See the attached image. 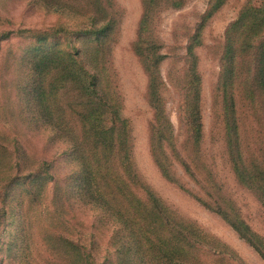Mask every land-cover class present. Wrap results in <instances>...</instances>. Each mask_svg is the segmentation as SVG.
<instances>
[{
	"label": "trees",
	"instance_id": "1",
	"mask_svg": "<svg viewBox=\"0 0 264 264\" xmlns=\"http://www.w3.org/2000/svg\"><path fill=\"white\" fill-rule=\"evenodd\" d=\"M39 1L49 9L80 15L91 24V28L82 30L89 37L82 50L69 51L59 45L43 55L34 56L27 65H22L23 69L31 72V77L20 92V118L25 111L37 115L42 122L29 123L34 130L45 126L55 132L54 137L64 138L70 146L65 156H72L76 168L66 177L58 179V158L48 159L46 148L43 153L36 154L26 148L20 137L15 135L11 138L12 133L16 132L15 126H11L13 131L0 126V183L6 181V185L0 188V256L3 253L1 226L7 215L5 209L9 198L18 193L19 207L22 209L19 214L23 224L18 234H26L27 239L33 230V226L28 224L34 222L33 216H30L32 207H42L45 190L51 182V190L47 195L51 193L58 215L77 196L82 203L91 205L118 224L119 230L111 241L115 247L116 264H202L200 257L205 251L203 246L217 255L228 253L226 245L203 236L195 223L179 215L141 180L133 160L131 126L122 115L120 95L112 90L111 75L107 68L113 37L119 32L120 12L115 0ZM213 2L206 20L222 8L225 0L215 5ZM142 3L144 16L134 52L142 59L149 78V103L155 111L151 133L155 164L165 179L180 186L181 179L176 166L181 168L184 175L198 185L200 193L189 191L182 182L181 187L206 209L220 216L264 259V239L253 231L241 217L234 202L215 184L211 171L201 158L204 124L201 78L195 51L202 45L200 37L204 23L192 38L185 58L186 139L180 147L162 95L164 82L160 68L167 56L160 53L161 43L152 34L150 25L165 7L180 10L185 0H143ZM3 37L8 39L9 34L5 33ZM38 40L46 41V37L38 35ZM219 53L220 74L216 97L226 120L224 143L228 163L238 185L252 192L264 207V147L256 152L251 150L250 144L257 143L252 140L248 142L245 138L247 134L243 131L240 115L244 107H254L251 113L259 121L258 138L262 141L264 0L261 5L250 1L242 8L238 19L228 27ZM13 157H16L14 162ZM6 167L14 172L13 176L4 175ZM64 181H67L66 185ZM73 182H78L77 191L74 190ZM47 216L50 217V213ZM57 222L61 221L49 219L45 227ZM43 232L49 246L58 245L56 249L61 253L59 257L69 254L74 264H97L94 254L89 251L84 253L74 241L61 234ZM147 235L151 236L147 239L150 244L146 243ZM25 239L17 238L18 242ZM15 245L7 247L8 259L15 258L12 257ZM54 263L46 260L36 263L34 259L28 262Z\"/></svg>",
	"mask_w": 264,
	"mask_h": 264
},
{
	"label": "rangeland",
	"instance_id": "2",
	"mask_svg": "<svg viewBox=\"0 0 264 264\" xmlns=\"http://www.w3.org/2000/svg\"><path fill=\"white\" fill-rule=\"evenodd\" d=\"M218 1L222 0H185L182 9L165 7L163 12L154 18L150 29L161 43L160 53L167 56L160 68L164 82L162 95L169 119L175 129L178 146L181 147L186 139L185 58L187 48L193 42L192 38L204 23L200 37L202 45L195 51L201 78V111L204 124L201 158L205 167L211 171L215 184L234 202L241 217L253 231L264 239V207L252 192L236 182L225 151L226 120L222 115L221 103H218L216 97L220 74L218 58L220 53H217L220 46L224 45L227 29L238 19L242 8L248 2L261 5L262 0H225L222 8L206 20L212 2L215 5ZM142 2L143 0H115L120 12L119 32L113 37L107 67L113 84L112 90L120 95L122 115L131 126L133 160L141 180L179 215L195 223L203 236L206 235L226 245L228 253L221 255L214 254L210 248L203 246L205 251L200 257L202 264H264V259L220 216L206 209L191 196L190 192L181 187L184 184L189 191L200 193L198 185L189 180L181 168L176 166L183 183L180 182V186L165 179L155 164L151 145L155 111L149 103V78L142 59L134 52L140 22L144 16ZM86 28H91L86 18L67 11L49 9L39 0H0V126L11 131H13L11 126H15L16 132L12 133L11 138L15 135L20 137L26 148L32 149L36 154L43 153V149L46 148L48 159L58 158L57 178L60 180L75 170L76 163L72 156H65L70 151V146L64 138L54 137L55 132L45 126L34 130L35 128L29 124L42 122L37 115L25 111L20 118L19 106L22 97L20 92L31 77V72L23 69L22 65H27L34 56L43 55L59 45L69 51L82 50L84 43L89 40L82 31ZM5 33L9 34L8 39L3 37ZM38 35H44L46 41H39ZM252 108L254 107H244L240 115L243 131L247 134L245 138L248 142L252 140L257 143L250 144L251 150L256 152L264 147V133L261 135V138L263 137L261 141L258 138L259 121L251 113ZM15 159L16 157H13V162ZM10 167L13 170L12 162ZM11 169L6 167L4 175L13 176L14 170ZM64 182L66 185L67 181ZM52 183L47 185L42 207H32L33 212L30 216L31 218L33 216L35 223L28 222L33 226V230L27 239L26 234H18L19 228L23 225L19 214L22 209L19 207L18 193L9 198V204L5 209L7 215L1 226L3 248L1 264H4L5 259L6 264L10 262L28 264L32 259L36 263H43L46 260L54 261V264H74L69 254L59 257L61 253L56 249L58 245L47 244L44 230L58 236L61 234L66 239L74 241L84 253L92 252L97 264H116L115 247L111 241L119 230L118 224L91 205L82 203L77 196L67 209L58 215L51 193L47 195ZM5 185L6 181L0 183V188ZM73 186L77 191L78 182H73ZM1 211L3 212L2 207ZM49 213L50 217L47 216ZM52 218L61 222L45 227ZM17 238L25 241L18 242ZM150 238L151 236L147 235V244H150V240H147ZM10 244H16L12 254L14 259H8L6 256ZM26 248L27 252L23 255Z\"/></svg>",
	"mask_w": 264,
	"mask_h": 264
}]
</instances>
